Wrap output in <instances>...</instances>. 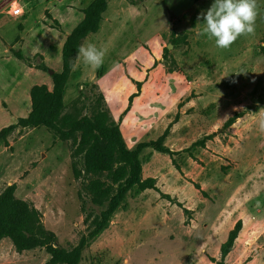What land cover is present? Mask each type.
<instances>
[{"label":"rangeland","instance_id":"rangeland-1","mask_svg":"<svg viewBox=\"0 0 264 264\" xmlns=\"http://www.w3.org/2000/svg\"><path fill=\"white\" fill-rule=\"evenodd\" d=\"M95 2L0 0V193L14 185L48 243L78 250L76 264H264V0L254 33L227 49L197 35L213 0H105L65 65ZM16 4L23 13L11 16ZM89 42L106 49L95 70L78 56ZM37 104L57 113V130L25 123ZM121 144L139 184L97 233L132 178ZM0 264L55 263L44 247L19 252L3 238Z\"/></svg>","mask_w":264,"mask_h":264},{"label":"trees","instance_id":"trees-1","mask_svg":"<svg viewBox=\"0 0 264 264\" xmlns=\"http://www.w3.org/2000/svg\"><path fill=\"white\" fill-rule=\"evenodd\" d=\"M104 5L105 0H96V2L86 10V14L89 19H86L77 32L69 37L73 40L74 47H72V49H76H66L65 47L66 50H64L63 53L65 65L68 64L67 59L70 58L69 56L72 53L75 54V52H77V41L86 32L96 30V19H98L99 12L100 10H103ZM53 94H55L54 97L56 98L57 103H59L60 93L58 87L55 88ZM57 106H59V104ZM36 109L39 113V118H28L25 123L31 125L43 123L52 129L57 130V124L54 122L57 113L53 112L51 107L46 111L49 113H44L40 104H37ZM45 115H47L48 118L45 117ZM98 133L104 139H111L121 143L117 128L109 129L108 127H100L98 129ZM119 153L125 158V161L132 163V178L126 181L125 187H121L116 195L110 196V208L103 213L102 220L98 224L95 231L97 233L104 228V225L109 217V213L114 210L127 188L131 187L133 184H139V167L134 159L135 153L126 150L122 144L120 145ZM133 161L135 162L133 163ZM110 170L111 168H109V173L111 172ZM106 193H108V191H106ZM240 228L241 221L238 220L235 223L234 228L229 232L226 241L221 245L220 249L222 255H225L230 250V247ZM3 238H9L15 249L19 252L28 250L35 246L44 247L49 252L51 260L55 264H76L78 261L79 252L77 249L67 251L61 248H54L48 243L50 234L44 230L38 210L29 202L18 200L14 197V185L5 187L0 193V240Z\"/></svg>","mask_w":264,"mask_h":264},{"label":"clouds","instance_id":"clouds-1","mask_svg":"<svg viewBox=\"0 0 264 264\" xmlns=\"http://www.w3.org/2000/svg\"><path fill=\"white\" fill-rule=\"evenodd\" d=\"M259 13L257 0H213L210 7L200 13L203 29L197 35L214 40L216 47L229 48L240 36L255 31V21ZM106 49L98 48L94 43L82 45L78 56L91 69L102 66ZM260 132H264V113L256 121Z\"/></svg>","mask_w":264,"mask_h":264},{"label":"built area","instance_id":"built-area-1","mask_svg":"<svg viewBox=\"0 0 264 264\" xmlns=\"http://www.w3.org/2000/svg\"><path fill=\"white\" fill-rule=\"evenodd\" d=\"M9 14L11 16H19L23 13V9L22 7L20 6V4H16L14 6H12L11 10H9Z\"/></svg>","mask_w":264,"mask_h":264}]
</instances>
